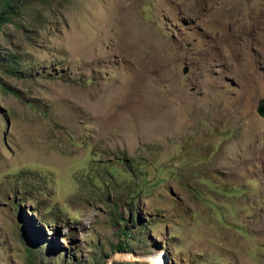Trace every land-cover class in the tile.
<instances>
[{
	"label": "rangeland",
	"instance_id": "obj_1",
	"mask_svg": "<svg viewBox=\"0 0 264 264\" xmlns=\"http://www.w3.org/2000/svg\"><path fill=\"white\" fill-rule=\"evenodd\" d=\"M25 1L0 264H264V0Z\"/></svg>",
	"mask_w": 264,
	"mask_h": 264
},
{
	"label": "trees",
	"instance_id": "obj_2",
	"mask_svg": "<svg viewBox=\"0 0 264 264\" xmlns=\"http://www.w3.org/2000/svg\"><path fill=\"white\" fill-rule=\"evenodd\" d=\"M25 0H0V26L5 24L6 22L12 21V15L17 14L21 11L25 4ZM22 7V8H21ZM2 65H5V70L8 71L12 75H16L17 67L20 65L18 60V54H5L1 57ZM118 170V168H114L113 171ZM107 191L109 190V187L107 186ZM113 211V212H112ZM109 212L114 216L117 215L116 210L112 207ZM111 215V216H112ZM121 214L117 215V218L120 219ZM149 224H145L144 226H148ZM143 226V227H144ZM117 232L124 236V239H121L118 244L113 245L110 249V252L114 250L123 251L124 254H127L128 252L132 251V248L128 246L126 237L130 235L129 231L126 230V226L119 227L117 229ZM129 254V253H128ZM104 256H107V252L103 253ZM143 257L139 258L142 259ZM136 259V258H135ZM144 259V258H143ZM148 259V258H147ZM141 263V262H140ZM139 263V264H140ZM92 264H101L100 260H93Z\"/></svg>",
	"mask_w": 264,
	"mask_h": 264
},
{
	"label": "water",
	"instance_id": "obj_3",
	"mask_svg": "<svg viewBox=\"0 0 264 264\" xmlns=\"http://www.w3.org/2000/svg\"><path fill=\"white\" fill-rule=\"evenodd\" d=\"M184 70H186V68ZM255 111L260 117H264V98L263 99L261 98L257 101V106L255 108Z\"/></svg>",
	"mask_w": 264,
	"mask_h": 264
},
{
	"label": "bare ground",
	"instance_id": "obj_4",
	"mask_svg": "<svg viewBox=\"0 0 264 264\" xmlns=\"http://www.w3.org/2000/svg\"><path fill=\"white\" fill-rule=\"evenodd\" d=\"M143 101H140V107H142V105H144V102L142 103Z\"/></svg>",
	"mask_w": 264,
	"mask_h": 264
},
{
	"label": "clouds",
	"instance_id": "obj_5",
	"mask_svg": "<svg viewBox=\"0 0 264 264\" xmlns=\"http://www.w3.org/2000/svg\"><path fill=\"white\" fill-rule=\"evenodd\" d=\"M164 254V253H163ZM159 255V254H158ZM158 257V256H157Z\"/></svg>",
	"mask_w": 264,
	"mask_h": 264
}]
</instances>
